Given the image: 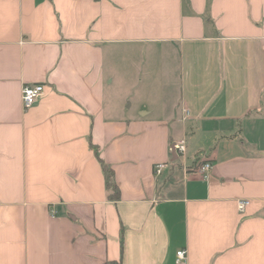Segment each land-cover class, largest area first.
<instances>
[{
    "label": "crops",
    "instance_id": "obj_1",
    "mask_svg": "<svg viewBox=\"0 0 264 264\" xmlns=\"http://www.w3.org/2000/svg\"><path fill=\"white\" fill-rule=\"evenodd\" d=\"M109 261L264 264V0H0V264Z\"/></svg>",
    "mask_w": 264,
    "mask_h": 264
},
{
    "label": "built area",
    "instance_id": "obj_2",
    "mask_svg": "<svg viewBox=\"0 0 264 264\" xmlns=\"http://www.w3.org/2000/svg\"><path fill=\"white\" fill-rule=\"evenodd\" d=\"M45 90V85L43 83H36V84H26L23 86L22 94H21V101L24 109H29L32 107L39 98L43 95ZM187 114H189V111H187ZM175 148L178 152V154H183L187 150V144L185 139H181L178 142H175ZM167 164L165 163H159L155 166V172L156 174H161L162 171L166 168ZM213 168V164L210 161H206L200 166H198L194 172L199 173L203 175L204 177H207L208 174L211 172ZM249 204L248 199H240L238 201V205L240 210H244L245 207ZM187 258V250L186 249H180L177 251V261L182 262L185 261Z\"/></svg>",
    "mask_w": 264,
    "mask_h": 264
},
{
    "label": "trees",
    "instance_id": "obj_3",
    "mask_svg": "<svg viewBox=\"0 0 264 264\" xmlns=\"http://www.w3.org/2000/svg\"><path fill=\"white\" fill-rule=\"evenodd\" d=\"M101 162L103 165V171L105 173L106 186L111 191L110 197L114 200H118L120 198V189L115 180L114 170L110 165L106 164L104 161L101 160ZM105 264H118V263L115 261H109L106 262Z\"/></svg>",
    "mask_w": 264,
    "mask_h": 264
},
{
    "label": "water",
    "instance_id": "obj_4",
    "mask_svg": "<svg viewBox=\"0 0 264 264\" xmlns=\"http://www.w3.org/2000/svg\"><path fill=\"white\" fill-rule=\"evenodd\" d=\"M172 154H173V160H176L178 158V152L175 148V144L172 145Z\"/></svg>",
    "mask_w": 264,
    "mask_h": 264
}]
</instances>
